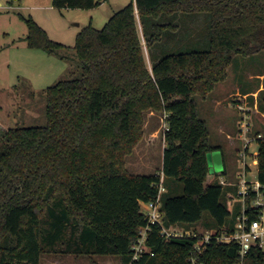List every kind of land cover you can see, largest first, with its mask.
<instances>
[{
	"label": "trees",
	"instance_id": "1",
	"mask_svg": "<svg viewBox=\"0 0 264 264\" xmlns=\"http://www.w3.org/2000/svg\"><path fill=\"white\" fill-rule=\"evenodd\" d=\"M100 4L52 0L58 11ZM20 17L30 49L59 57L73 49L79 75L45 90L46 126L11 128L0 140V264H42L44 255L117 256L118 264H264L258 245L242 258L237 241L216 239L234 230L242 204L230 210L238 184L208 182V153L222 151L226 174L225 153L211 144L195 100L227 78L235 56L264 52V0H132L103 29L83 28L73 48ZM260 96L264 110V90ZM150 110L168 115L163 167L131 174L125 156L142 140ZM258 144L264 193V140ZM159 197L166 227L202 224L215 230L210 243L199 252L202 236L167 237L150 223L142 204ZM250 206L248 197L246 212L258 219ZM146 229L147 250L137 256Z\"/></svg>",
	"mask_w": 264,
	"mask_h": 264
},
{
	"label": "rangeland",
	"instance_id": "2",
	"mask_svg": "<svg viewBox=\"0 0 264 264\" xmlns=\"http://www.w3.org/2000/svg\"><path fill=\"white\" fill-rule=\"evenodd\" d=\"M98 1L101 4L91 10L58 11L52 6V0H0V140L5 130L11 128L46 126L45 90L60 80L79 75L77 57L73 49L60 52V57L63 58L30 49L26 42L28 28L20 16L31 17L46 31L49 38L73 48L77 35L83 28L92 25L98 30L103 29L116 11L127 6L132 0ZM249 90L255 92L251 96L252 100L249 95H240ZM262 90L264 52L249 57L235 56L227 78L217 83L205 99L199 94L196 95L200 118L207 122L210 130L211 144L223 147L225 153L226 174L223 173L222 151L212 152L222 158V165L209 176V183L219 181L225 186L240 185L238 173L242 171L244 162L247 164V179H257L258 166L254 162V154L258 152L259 144L252 143L247 150V154L250 151L251 155L246 158L241 156L245 142L240 138L239 120L242 119V113L247 112L252 133L260 131L264 135V110L260 108ZM238 105H242L245 110L240 109ZM167 117L163 111L145 112L143 138L133 151L125 156V168L129 173L151 175L161 171L166 147L164 133L168 125ZM177 188L179 189V186ZM230 196L237 197L232 193ZM233 199L231 198L232 201ZM142 211L145 214L150 213L149 204L143 203ZM184 229L193 230L202 237L215 231L203 228L202 224ZM142 247L141 244L138 249ZM118 263L117 256H93L90 259L66 255L42 257V264Z\"/></svg>",
	"mask_w": 264,
	"mask_h": 264
},
{
	"label": "built area",
	"instance_id": "3",
	"mask_svg": "<svg viewBox=\"0 0 264 264\" xmlns=\"http://www.w3.org/2000/svg\"><path fill=\"white\" fill-rule=\"evenodd\" d=\"M10 2H16L20 0H7ZM241 104V103H238ZM240 109H243L242 105H238ZM240 128V138L244 140L245 142V149L241 156H244L245 158L247 155H251L250 151L247 154V150L250 147V145L254 142H257L259 140H264V135L262 133H259L257 135H254L252 132V125L250 123L249 115L247 112L242 113V119L239 120ZM254 162L256 166L258 165L257 161V155H255ZM243 163V162H242ZM247 164L244 162L242 164V171L238 173L240 185L239 186V192L237 197L230 196V199L234 198L233 201L230 202V210L233 211L236 203L242 204V211L240 217L237 218V222L235 224V228L231 233L222 232L221 235H217L216 239L223 243H230L232 241H237L241 246V256L242 258L245 257V255L249 252L251 247L253 245H258L260 249L264 251V193L262 191V185L256 180H249L247 179ZM166 190L161 185L160 188V197L161 194L164 193ZM158 198V200L154 203H150L149 207L151 209V212L148 213V218L150 223H158L162 226L164 234L167 237H183V236H197L196 233H194L193 230H186L183 227L179 226H169L166 227L164 225L163 220V213L161 211L162 208V202L161 198ZM248 197H251V209L254 211H257L259 214L258 219L251 220L249 215L246 212V200ZM146 231L143 233V237L140 240L138 246L141 244L143 245L142 248L138 249V246L135 248L137 252V256L142 253L143 251H146ZM213 234V233H212ZM212 234L207 235L206 237H203L197 244H196V250L201 251L202 248L206 244H209L212 239ZM146 248V249H145Z\"/></svg>",
	"mask_w": 264,
	"mask_h": 264
},
{
	"label": "water",
	"instance_id": "4",
	"mask_svg": "<svg viewBox=\"0 0 264 264\" xmlns=\"http://www.w3.org/2000/svg\"><path fill=\"white\" fill-rule=\"evenodd\" d=\"M208 165L210 169V175L214 174L217 167L222 165V158L214 153H208L207 155Z\"/></svg>",
	"mask_w": 264,
	"mask_h": 264
},
{
	"label": "crops",
	"instance_id": "5",
	"mask_svg": "<svg viewBox=\"0 0 264 264\" xmlns=\"http://www.w3.org/2000/svg\"><path fill=\"white\" fill-rule=\"evenodd\" d=\"M52 6H53V5H52ZM254 93H255V92L249 90V93H248V94H245V96H248V95H249V96H250V95H254ZM240 95H244V94L242 93V94H240ZM229 137H230V135H229ZM257 154H258V152L255 153V155H257ZM257 166H258V165H257ZM257 168H258V167H257Z\"/></svg>",
	"mask_w": 264,
	"mask_h": 264
}]
</instances>
